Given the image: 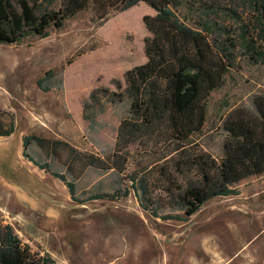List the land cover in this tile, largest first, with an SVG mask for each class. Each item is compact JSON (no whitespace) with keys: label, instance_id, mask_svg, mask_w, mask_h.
I'll return each instance as SVG.
<instances>
[{"label":"rangeland","instance_id":"obj_1","mask_svg":"<svg viewBox=\"0 0 264 264\" xmlns=\"http://www.w3.org/2000/svg\"><path fill=\"white\" fill-rule=\"evenodd\" d=\"M6 2L0 0V109L13 115L14 131L0 136V224L10 225L32 252L49 253L55 264H264V173L231 185L237 194L213 197L189 217L180 207L161 208L159 215L176 217L165 220L139 206L128 179L145 161L137 142L128 147L122 173L80 172L64 150L47 155L33 140L23 146L25 136L37 135L79 151L110 153L121 122H139L129 99L119 96L126 71L151 57L158 69L171 68L183 35L198 31L231 63L194 137L219 158L228 113L252 111L254 97H264V60L252 59L241 44L245 33L264 51L252 0H169L168 15L139 2L100 22L87 9L46 37L18 43L2 28ZM28 2L42 11L63 0ZM147 48L155 51L150 57ZM162 87L156 75L145 85L149 92ZM54 173L74 183V195Z\"/></svg>","mask_w":264,"mask_h":264},{"label":"trees","instance_id":"obj_2","mask_svg":"<svg viewBox=\"0 0 264 264\" xmlns=\"http://www.w3.org/2000/svg\"><path fill=\"white\" fill-rule=\"evenodd\" d=\"M139 2L147 3L163 15L170 14L169 0H63L59 8L42 11H36L28 0H15V6L7 0L8 17L2 20V28L18 43L28 36L46 37L50 28H62L66 20L87 9L92 11V18L100 22L112 11L125 10ZM252 3L259 16L260 33L264 35V0H252ZM203 28L211 27L205 23ZM245 35L241 44L251 53V58L264 60V51L257 50ZM150 52L155 51L147 48L149 57ZM230 65L229 57L211 44L206 35L188 31L181 38V47L171 68L158 69L151 57L144 65L126 71L125 86L119 96L129 99L130 111L139 116V122H121L110 153L79 151L66 141L37 135L25 136L23 146L26 148L33 140L47 155L64 150L67 158L80 164V172L94 167L122 173L127 164L128 147L137 142L138 154L145 161L137 164L128 179L139 206L165 220L176 217L159 215L161 208L180 207L183 217H189L213 197L237 194L231 185L264 173V97H254L252 111L234 109L228 113L222 124L226 135L219 158L194 140L206 121L207 100L213 90L223 85ZM152 75L163 81L159 92L145 89ZM13 131V115L0 109V136H8ZM67 170L73 174L70 166ZM54 174L74 195V183L61 173ZM102 196L119 198L117 194ZM98 197L100 195L92 198ZM0 264L55 262L47 252H32L10 225L0 224Z\"/></svg>","mask_w":264,"mask_h":264}]
</instances>
